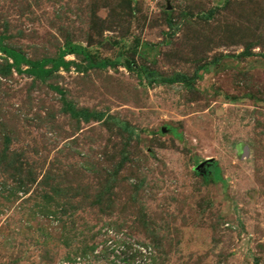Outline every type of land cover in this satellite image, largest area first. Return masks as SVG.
Returning <instances> with one entry per match:
<instances>
[{"label": "rangeland", "instance_id": "rangeland-1", "mask_svg": "<svg viewBox=\"0 0 264 264\" xmlns=\"http://www.w3.org/2000/svg\"><path fill=\"white\" fill-rule=\"evenodd\" d=\"M0 42L85 50L0 51V264H264V0H0Z\"/></svg>", "mask_w": 264, "mask_h": 264}, {"label": "trees", "instance_id": "trees-1", "mask_svg": "<svg viewBox=\"0 0 264 264\" xmlns=\"http://www.w3.org/2000/svg\"><path fill=\"white\" fill-rule=\"evenodd\" d=\"M0 51H3L5 54L12 59V64L17 68V71L21 72V65L25 64L28 68L24 71L33 75V76H45L49 74L52 70L58 69L60 67H69L70 63L65 60L66 54H79L81 52L85 53V50L74 45L68 44L67 48L56 58V59H43L38 61H33L28 59L22 53L4 46L0 42ZM109 60H101L96 63H90L92 67L105 68L110 65ZM51 64V67L48 65Z\"/></svg>", "mask_w": 264, "mask_h": 264}, {"label": "water", "instance_id": "water-1", "mask_svg": "<svg viewBox=\"0 0 264 264\" xmlns=\"http://www.w3.org/2000/svg\"><path fill=\"white\" fill-rule=\"evenodd\" d=\"M206 163H208L207 161H204V162H202L201 164H199L198 166H197V169L199 170L202 166H204Z\"/></svg>", "mask_w": 264, "mask_h": 264}, {"label": "flooded vegetation", "instance_id": "flooded-vegetation-1", "mask_svg": "<svg viewBox=\"0 0 264 264\" xmlns=\"http://www.w3.org/2000/svg\"><path fill=\"white\" fill-rule=\"evenodd\" d=\"M207 169V167L205 168V170Z\"/></svg>", "mask_w": 264, "mask_h": 264}]
</instances>
